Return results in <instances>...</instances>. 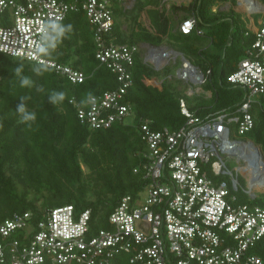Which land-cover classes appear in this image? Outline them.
I'll return each mask as SVG.
<instances>
[{"label":"built area","instance_id":"obj_1","mask_svg":"<svg viewBox=\"0 0 264 264\" xmlns=\"http://www.w3.org/2000/svg\"><path fill=\"white\" fill-rule=\"evenodd\" d=\"M128 1L133 6L134 0H0V53L47 65L72 83L83 82V71L45 55L52 26L82 8L94 29L96 58L117 75L119 86L90 96L78 117L91 129L109 128L134 112L124 101L140 45L108 38L115 3L130 8ZM230 6L227 1L216 8ZM235 8L247 13V28L255 34L227 79L244 90L242 101L233 109L200 117L182 98L181 111L188 118L183 126L154 130L149 123L141 124L146 144L142 168L148 183L138 195L121 198L107 228L93 230L91 210L76 211L70 204L53 208L39 221L29 212L15 213L0 222V264H264L251 251L264 238V207L240 203L234 193L242 188L250 199L264 194V153L246 137L255 126L252 109L264 111V6L257 0H237ZM257 13H263L258 23L253 17ZM197 23L193 14L177 28L190 34ZM161 53V48L150 47L145 61L157 66ZM182 57L175 77L188 83L186 94L191 96L202 91L211 69L204 72ZM230 158L240 163L236 174L227 166ZM240 173L248 177L247 188L240 184Z\"/></svg>","mask_w":264,"mask_h":264},{"label":"trees","instance_id":"obj_2","mask_svg":"<svg viewBox=\"0 0 264 264\" xmlns=\"http://www.w3.org/2000/svg\"><path fill=\"white\" fill-rule=\"evenodd\" d=\"M227 1L191 0L172 5L171 10L161 0H135L131 8L115 3L109 40L155 46L174 42L201 70L211 69L203 87L212 94L188 96L186 84L169 77L171 65L162 71L164 80L154 84L152 78L160 71L143 62L139 50L132 67L133 84L124 101L133 106L132 120L109 128L91 129L78 117L90 96L119 86L117 75L96 58L94 29L82 8L52 26L45 55L83 71V82L72 83L47 65L0 53V222L24 212L39 221L53 208L70 204L76 211L91 210L93 230L107 228L121 198L138 195L148 183L142 168L146 144L141 124L149 123L154 130L183 126L188 118L181 111L182 98L200 117L240 103L244 91L227 79L251 48L255 34L247 28L246 16L235 8V0L228 10L218 9ZM179 11L183 15L176 19ZM143 12L150 28L139 20ZM193 14L198 23L192 33L176 29ZM59 29L63 32L58 35ZM252 112L255 126L248 134L264 153V111L254 107ZM238 202L264 207V194L250 199L244 193ZM251 251L264 260V238Z\"/></svg>","mask_w":264,"mask_h":264},{"label":"crops","instance_id":"obj_3","mask_svg":"<svg viewBox=\"0 0 264 264\" xmlns=\"http://www.w3.org/2000/svg\"><path fill=\"white\" fill-rule=\"evenodd\" d=\"M189 1H191V0H189ZM258 1H260V0H258ZM134 2H135V0H134ZM172 5H176V4H167L166 8L169 9V10H171L172 9V7H171ZM125 8H127V7H125ZM261 17H262V15H260L259 19H261ZM259 19H255V22L258 23V20ZM139 20L142 21L143 24H145V22H147L148 24H150V21L147 18V15H146L145 12H143L141 14V17H140ZM247 20H248V18H247ZM177 26H178V24H177ZM124 28H126V25H124ZM176 29H177V27H176ZM173 43H164L163 45H159V46L152 45V44H150L148 42H142V43L139 44L140 45V51L142 53L143 62H146V63L150 64L153 67L154 70H156L158 72L160 71V73H158V75L156 77L152 78V81L154 82V84H158L159 82H162V80H164L163 72L162 71L164 70V68L166 66H168V65H171V66L175 65V66H179V68L177 69V67H176V69H173V72L169 76H171V75L174 76V78H176L178 80H181L182 81V84L185 85V83H184L185 81L183 79H180V78L175 77V74L177 73V70L181 69V65H182V62H183L182 55L185 58H187V57L184 55V53L177 46H174ZM153 46L154 47L161 48V52H162L161 55L163 54L162 55L163 58H162L160 64H158L157 66L154 65L152 62H150V60L145 61V54L146 53L149 54L150 47H153ZM187 88L188 87H186L185 93L187 91ZM202 91H204L205 93H203ZM202 91L198 92L197 94H203L207 98L208 97H211L212 91H210L209 89H205L203 86H202Z\"/></svg>","mask_w":264,"mask_h":264},{"label":"rangeland","instance_id":"obj_4","mask_svg":"<svg viewBox=\"0 0 264 264\" xmlns=\"http://www.w3.org/2000/svg\"><path fill=\"white\" fill-rule=\"evenodd\" d=\"M188 1L189 0H181V2H188ZM232 1L233 0H228V2H231V3H232ZM235 2H237V0H235ZM228 4H230V3H228ZM126 5L132 7V1L131 2H129V1L126 2ZM224 9H227V8L224 7ZM241 12L244 13L243 10H241ZM244 14H246V17L249 18L247 13H244ZM182 15H183L182 11L176 12L175 18L179 19ZM260 15H263V13L253 14V17L255 19H259ZM176 67H177V69L179 68V66L173 65V69H176ZM184 83L186 84L187 87L189 86L187 82H184ZM127 120L131 121L132 117L127 119ZM246 137L250 138V134H248ZM226 161H227V166H228L229 170L233 171L236 174V168L239 166L240 163L234 158L227 159ZM223 179H225L226 181L231 180L230 176H225V177H223ZM240 184H241V186L246 187V188L248 187V184H249L248 177L246 175H244V174H241V173H240ZM241 186H240V188H241ZM234 193L237 195V197H241L244 194V192L242 191V188L240 190L234 192ZM247 196H248V198H251L250 195H247Z\"/></svg>","mask_w":264,"mask_h":264},{"label":"clouds","instance_id":"obj_5","mask_svg":"<svg viewBox=\"0 0 264 264\" xmlns=\"http://www.w3.org/2000/svg\"><path fill=\"white\" fill-rule=\"evenodd\" d=\"M258 2H260V3H262L261 1H258ZM235 4H236V2H235ZM263 4V3H262ZM134 5V4H133ZM163 5V4H162ZM264 5V4H263ZM262 5V6H263ZM166 6H167V3H166ZM69 27H71V26H69ZM62 32H63V29H59V31H58V35L59 34H62ZM23 99V98H22ZM23 108H24V105L22 104V105H20V110H23Z\"/></svg>","mask_w":264,"mask_h":264},{"label":"bare ground","instance_id":"obj_6","mask_svg":"<svg viewBox=\"0 0 264 264\" xmlns=\"http://www.w3.org/2000/svg\"><path fill=\"white\" fill-rule=\"evenodd\" d=\"M255 5H256V7L258 6H260L259 4H257V3H255ZM262 168L264 169V163H262ZM261 184H259L258 186H260ZM264 184H262V186H263Z\"/></svg>","mask_w":264,"mask_h":264},{"label":"water","instance_id":"obj_7","mask_svg":"<svg viewBox=\"0 0 264 264\" xmlns=\"http://www.w3.org/2000/svg\"><path fill=\"white\" fill-rule=\"evenodd\" d=\"M258 1V0H257ZM260 3V2H259ZM261 5H263L262 3H260ZM264 6V5H263Z\"/></svg>","mask_w":264,"mask_h":264}]
</instances>
